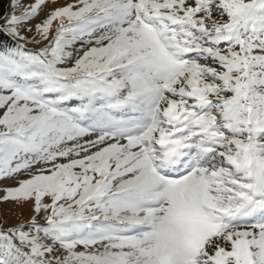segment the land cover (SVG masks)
<instances>
[{"label": "snow or ice", "instance_id": "6c2138e0", "mask_svg": "<svg viewBox=\"0 0 264 264\" xmlns=\"http://www.w3.org/2000/svg\"><path fill=\"white\" fill-rule=\"evenodd\" d=\"M57 2L0 13V264H264V0Z\"/></svg>", "mask_w": 264, "mask_h": 264}, {"label": "rangeland", "instance_id": "374dc122", "mask_svg": "<svg viewBox=\"0 0 264 264\" xmlns=\"http://www.w3.org/2000/svg\"><path fill=\"white\" fill-rule=\"evenodd\" d=\"M23 4L32 3L33 0H21ZM73 2V0H58L56 5H51L50 7L61 6L65 3ZM48 11V8L45 11L41 12L39 16L31 22L34 25L37 22H40L44 16L45 12ZM26 35L31 36L32 33H26ZM29 48H36L39 45H27ZM14 180H0V189H3L6 186H15ZM3 195V192L0 191V196ZM32 212L29 204H25L23 206H18L13 202H0V222H3L5 227L15 225L21 221H28L31 218ZM38 223L43 224L44 220L41 217H38Z\"/></svg>", "mask_w": 264, "mask_h": 264}, {"label": "trees", "instance_id": "16d2710c", "mask_svg": "<svg viewBox=\"0 0 264 264\" xmlns=\"http://www.w3.org/2000/svg\"><path fill=\"white\" fill-rule=\"evenodd\" d=\"M8 0H0V13H3L7 10Z\"/></svg>", "mask_w": 264, "mask_h": 264}]
</instances>
